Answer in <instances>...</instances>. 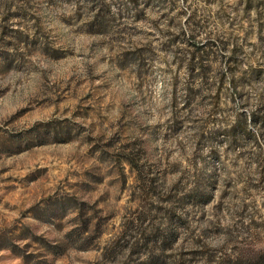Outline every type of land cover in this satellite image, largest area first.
<instances>
[{"label": "rangeland", "instance_id": "374dc122", "mask_svg": "<svg viewBox=\"0 0 264 264\" xmlns=\"http://www.w3.org/2000/svg\"><path fill=\"white\" fill-rule=\"evenodd\" d=\"M259 256L264 0H0V264Z\"/></svg>", "mask_w": 264, "mask_h": 264}, {"label": "trees", "instance_id": "16d2710c", "mask_svg": "<svg viewBox=\"0 0 264 264\" xmlns=\"http://www.w3.org/2000/svg\"><path fill=\"white\" fill-rule=\"evenodd\" d=\"M252 118H253V115H252ZM235 132L236 130L234 128H231L230 137ZM260 258H261L260 256L257 258H251V257H240V258H235V259L230 258L225 262V264H259V262L261 261Z\"/></svg>", "mask_w": 264, "mask_h": 264}]
</instances>
